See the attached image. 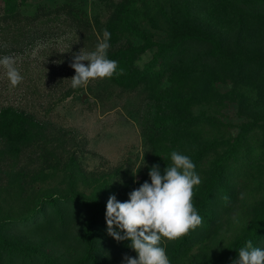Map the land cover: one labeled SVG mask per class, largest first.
<instances>
[{"label":"trees","instance_id":"1","mask_svg":"<svg viewBox=\"0 0 264 264\" xmlns=\"http://www.w3.org/2000/svg\"><path fill=\"white\" fill-rule=\"evenodd\" d=\"M2 2L0 30L24 38L39 34L36 24L64 19L96 48L109 31L108 56L124 70L109 79L147 89L141 122L153 160L163 171L175 150L196 164L202 183L194 187L193 203L203 221L165 239L171 264H233L247 240L264 247V0L110 1L104 23L69 3L26 11L28 0ZM145 21L165 37L154 38ZM153 47L139 68L137 58ZM44 129L23 109L0 108V163L31 147L46 165L30 182L20 170L2 171L9 178L0 177V264H122L125 256L135 258L130 241L107 233L105 198L112 189L106 179L82 191L84 177L69 157L64 187L34 190L30 183L45 178L44 168L47 176L59 168ZM116 197L125 201L128 194Z\"/></svg>","mask_w":264,"mask_h":264},{"label":"rangeland","instance_id":"2","mask_svg":"<svg viewBox=\"0 0 264 264\" xmlns=\"http://www.w3.org/2000/svg\"><path fill=\"white\" fill-rule=\"evenodd\" d=\"M28 1L32 6L29 5L26 11H33L41 4L69 3L91 21L98 17L100 23H104L110 10L108 3L117 0ZM2 9L0 0V15ZM143 24L154 31V38L165 37L163 31L153 29L147 21ZM35 26H39V34H30L28 38L11 29L0 30V56H13L24 77L21 84L13 88L5 70L0 67V108L11 105L23 109L43 124L44 133L52 139L50 146L55 150L59 163L54 176H47L49 169L44 168L42 177L45 178H35L30 184L34 190L56 185L64 187V164L73 157L84 177L79 184L82 191L90 193L92 187L106 179L112 193L105 199L113 194H128L143 183L142 179L149 177L151 166H160L159 161L153 160L152 146L141 122L149 101L147 89L142 85L126 89L109 78H97L82 88L73 89L70 79L75 75L70 66L73 55L94 50V44L64 19ZM15 41H20V44L11 47ZM154 51L153 47L143 52L135 64L141 68ZM169 85L167 80L162 82L163 87ZM229 111V115L235 117L233 110ZM231 130L234 131L235 127ZM2 146L0 143V148ZM38 153L39 150L27 147L18 156H5L0 163V177L5 182L9 176L3 174V170H20L30 182L35 177L34 172L46 166L37 158Z\"/></svg>","mask_w":264,"mask_h":264},{"label":"clouds","instance_id":"3","mask_svg":"<svg viewBox=\"0 0 264 264\" xmlns=\"http://www.w3.org/2000/svg\"><path fill=\"white\" fill-rule=\"evenodd\" d=\"M111 33L103 31V39L89 52L73 55L71 79L73 89L86 86L97 78L122 75L117 60L110 59ZM87 61L88 63H83ZM0 67L10 85L15 88L24 77L16 67L13 56H0ZM171 165L161 171L158 165L149 168L150 179L128 193V199L119 201L113 194L106 202L107 233L116 241H130L135 258L125 256L122 264H171L165 239L173 241L201 225L203 218L193 203L194 187L202 183L196 164L189 155L171 153ZM233 264H264V247L254 246L251 239L239 249Z\"/></svg>","mask_w":264,"mask_h":264}]
</instances>
